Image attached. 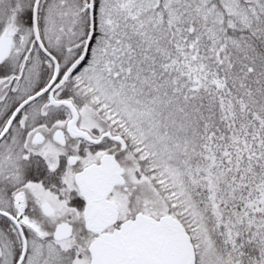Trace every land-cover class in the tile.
Listing matches in <instances>:
<instances>
[{
	"label": "snow or ice",
	"instance_id": "obj_1",
	"mask_svg": "<svg viewBox=\"0 0 264 264\" xmlns=\"http://www.w3.org/2000/svg\"><path fill=\"white\" fill-rule=\"evenodd\" d=\"M0 264H264V0H0Z\"/></svg>",
	"mask_w": 264,
	"mask_h": 264
}]
</instances>
